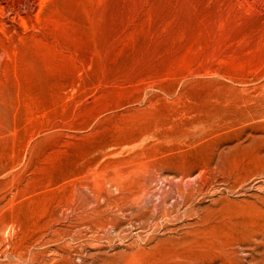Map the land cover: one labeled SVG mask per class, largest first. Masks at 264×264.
Returning <instances> with one entry per match:
<instances>
[{
    "label": "rangeland",
    "instance_id": "1",
    "mask_svg": "<svg viewBox=\"0 0 264 264\" xmlns=\"http://www.w3.org/2000/svg\"><path fill=\"white\" fill-rule=\"evenodd\" d=\"M252 260L264 0H0V264Z\"/></svg>",
    "mask_w": 264,
    "mask_h": 264
},
{
    "label": "bare ground",
    "instance_id": "2",
    "mask_svg": "<svg viewBox=\"0 0 264 264\" xmlns=\"http://www.w3.org/2000/svg\"><path fill=\"white\" fill-rule=\"evenodd\" d=\"M260 247V246H259ZM240 248V247H239ZM255 249H259V248H255ZM231 250V249H230ZM263 251V250H262ZM235 253V252H234ZM233 252H232V256L233 257H235L236 256V254H234ZM254 253H255V251H254ZM227 254V253H226ZM246 254V253H245ZM263 254V253H262ZM261 254V255H262ZM240 255V254H239ZM238 256V255H237ZM245 256V255H244ZM249 257H250V255H249ZM236 259H238V258H236ZM254 259V258H253ZM258 259V258H257ZM255 260H256V257H255ZM255 260H252L251 262H249L248 264H258V262L257 261H255ZM237 261H239V260H237ZM245 261V260H244ZM264 261V260H263ZM233 262H235V260L233 261ZM259 262H260V260H259ZM262 262V261H261ZM218 263V262H217ZM244 264V263H243ZM260 264H262V263H260Z\"/></svg>",
    "mask_w": 264,
    "mask_h": 264
}]
</instances>
